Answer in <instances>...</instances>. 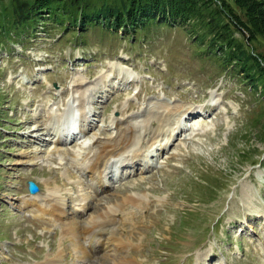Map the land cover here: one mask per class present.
I'll return each mask as SVG.
<instances>
[{"label": "rangeland", "instance_id": "374dc122", "mask_svg": "<svg viewBox=\"0 0 264 264\" xmlns=\"http://www.w3.org/2000/svg\"><path fill=\"white\" fill-rule=\"evenodd\" d=\"M9 6L0 0V10ZM242 31L237 40L249 41ZM203 32L200 18L173 24L152 15L142 29L125 31L109 17L84 30L47 17L13 31V39L0 36V264H114L118 257L121 264H264V82L221 63V50ZM255 44L264 51L263 39ZM72 91L90 101L91 123L80 125L91 128L82 140L57 144L49 111L70 114ZM149 101L195 111L179 116L178 135L167 130L147 144L158 131L151 113L138 143L147 144L146 159L126 165L112 158L107 186L84 210L80 200L96 183L66 154L88 153L82 141L92 136L113 137L117 118H144ZM160 142L165 147L156 150ZM28 179L41 194L47 181L59 186L77 220L127 195L140 202L125 205L129 216L112 224L119 228L112 239L107 230L95 247L84 242L89 258L81 261L59 219L24 203Z\"/></svg>", "mask_w": 264, "mask_h": 264}, {"label": "trees", "instance_id": "16d2710c", "mask_svg": "<svg viewBox=\"0 0 264 264\" xmlns=\"http://www.w3.org/2000/svg\"><path fill=\"white\" fill-rule=\"evenodd\" d=\"M44 11L48 15H41ZM152 15L173 24L200 18L209 44L221 50L220 62L235 64L249 81L260 77L257 83L264 82V51L255 44L264 40V0H10V6L0 10V36L13 39V31L29 29L47 17L82 30L109 17L115 29L136 31ZM232 26L248 32L249 41H238Z\"/></svg>", "mask_w": 264, "mask_h": 264}, {"label": "bare ground", "instance_id": "6f19581e", "mask_svg": "<svg viewBox=\"0 0 264 264\" xmlns=\"http://www.w3.org/2000/svg\"><path fill=\"white\" fill-rule=\"evenodd\" d=\"M73 92L74 91H72L71 96H70L71 101L69 104L70 105L69 109L71 106L73 107L75 104H77L75 108L77 111H80V114L82 115L79 118V122L76 121L77 119H72L73 118L72 116H71L72 118L68 116L67 119L69 121H75L74 123L65 122L66 121L65 117L69 113H66V114L63 113L58 117L57 113L49 111L50 113L49 118L52 123L51 125L49 124L50 126L48 125V128L49 130L54 129L56 131L55 134L57 136L56 138L57 144L64 141L65 139H68L69 137L75 138V139L80 137V139L78 140H82L83 139L82 136H86V133L91 128V126L89 125L86 127H81L80 125V121L81 120L84 121L87 118V114L89 110L88 109L89 107L87 106L90 101L88 100L86 96L84 97V93L82 94L80 93V95L79 94L75 95L76 92L74 94ZM72 95H75V96L72 98ZM151 103H157V102L149 101L147 103L146 107L148 106V108L147 110L145 109L144 110L145 111H148L151 109L152 110L151 112H148L144 118L142 117L143 119L140 118L134 121L133 119H131L129 120L130 123L127 120V122L123 124L122 122L117 120L118 118L116 117L117 118L115 119L116 120V123H115L116 134L113 137H110V139L101 141L98 139V136H95L96 138L92 136L90 137V139L88 138V140L84 139L82 141V144L85 147L90 148L88 153L84 152L86 154L79 153L78 155L66 154V156L71 155L72 161L77 166L79 172L81 173L83 172L82 174H87V177H88L87 181L90 182L91 185H93V183H96L93 185L94 190L93 189L92 191L90 190L92 193L88 194L86 192L80 200L82 201L80 202V207H82L84 210L90 207V205L92 204V199L94 198L92 195L93 194L97 195L96 194L97 191L107 186L106 178H108V175L106 171H108V167L110 166V163L121 162V164L127 165L129 163L134 164L138 160L146 159V157L148 156V152H146V149L144 148L147 144H149L150 140L153 143H156V141L159 140L160 135H166L167 130H169V136L173 135L174 132L177 133L178 135V133H180L181 130L179 131L177 129L178 128L183 129L181 128V125L179 123V119H180L179 116L180 117L185 116L186 114L189 115V113L193 111L181 105L169 106L168 104H162V103L151 105ZM72 107H71L70 112L72 111ZM153 112L155 114V117L157 115V118H158L157 119L158 121L155 120L156 122H158V129H157L158 131L157 132L155 131L156 133L154 132L153 134H151L149 139H147L146 141V143L148 142L147 144L141 143V145L139 146L138 143L140 142L141 136L143 138V135H141L142 128L143 127L147 128L150 124H152V121H154V118L151 119L152 117H148ZM172 119H174L173 123H175L174 124L175 127L171 129H167V128L164 129L165 124L166 123L169 124V122ZM89 122L91 123V121ZM137 126L139 127V129L137 128ZM79 127H80V133H82L81 136H79L80 134H79V131L77 130V128ZM64 130H66L67 132H64ZM172 131L173 133L171 134ZM159 144H160V147L156 146V150H160L165 147L164 142L163 143L160 142ZM165 144L167 145V143ZM143 149L145 151H143ZM33 158L34 157L30 159L20 158V161L28 162V161L34 160ZM112 158H116V160L111 161ZM45 183L48 189L47 191L48 193L46 192V194H41V193H38V191L36 192L29 191L30 197L24 199V203L35 204L41 214L51 215V218L54 220L59 219L58 221L62 223L66 231L69 233V236L72 239V243L74 247L77 248V250L79 251L77 255L79 256L81 261L89 258L87 249L84 246V242H86L88 245L90 244V248L95 247L98 243H100V240L101 238H103L102 237L103 235L107 236L105 235L106 232H104L107 230L110 231V232L107 231L108 233H110L108 237L112 239L114 233L117 230H119V228L113 226L112 224L115 221H121V218L122 220H124L128 218L129 216L130 210L125 211V208H124L125 205L126 204L135 205L140 202V199L127 195V196H124L122 200L119 202L114 201L110 205L100 207V210L95 215H93L91 218L86 219V220H77L78 218L77 209H74L70 213V215L67 214L68 213L67 202L65 201V199L61 198L62 196L60 197V195H62L61 192H59L61 188L59 186L51 185L52 184L51 181H47ZM74 199H77V198H74ZM136 199H138V201ZM76 204H79V203H76ZM62 219H65L66 222ZM122 242L124 241H122L121 238L119 237L116 240V243L115 242L114 243L116 245H121ZM117 259L113 261L114 264H121V262H123L121 257H118ZM45 264H62V263L61 261H59V259H51V260L47 259Z\"/></svg>", "mask_w": 264, "mask_h": 264}, {"label": "water", "instance_id": "95a60500", "mask_svg": "<svg viewBox=\"0 0 264 264\" xmlns=\"http://www.w3.org/2000/svg\"><path fill=\"white\" fill-rule=\"evenodd\" d=\"M27 184H28V189L31 191V192H34L38 189V185L37 183L32 180V179H28L27 180Z\"/></svg>", "mask_w": 264, "mask_h": 264}]
</instances>
